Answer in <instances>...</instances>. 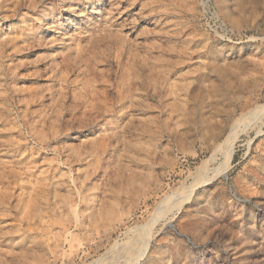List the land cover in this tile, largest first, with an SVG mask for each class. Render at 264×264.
I'll return each mask as SVG.
<instances>
[{
  "label": "rangeland",
  "instance_id": "rangeland-1",
  "mask_svg": "<svg viewBox=\"0 0 264 264\" xmlns=\"http://www.w3.org/2000/svg\"><path fill=\"white\" fill-rule=\"evenodd\" d=\"M0 221V264H264V0H0Z\"/></svg>",
  "mask_w": 264,
  "mask_h": 264
},
{
  "label": "bare ground",
  "instance_id": "bare-ground-1",
  "mask_svg": "<svg viewBox=\"0 0 264 264\" xmlns=\"http://www.w3.org/2000/svg\"><path fill=\"white\" fill-rule=\"evenodd\" d=\"M108 90H106L105 92H107ZM117 105L118 106H121V107H123L122 105H123V103L121 102V98H119L118 99V101H117ZM236 128H237V123L235 122L234 123V125L232 126V132H235V130H236ZM232 144H233V138H231L230 140H229V143L227 144V146H226V152H227V159H229L230 157H231V154H232ZM183 199V198H182ZM185 199V198H184ZM183 199V200H184ZM177 200V199H176ZM185 201V200H184ZM183 201V202H184ZM182 204H181V201L179 202V207L178 208H180V206H181ZM172 207V206H171ZM2 222L0 221V224H1ZM0 233H2L1 232V226H0ZM0 237H2V236H0ZM148 240V239H147ZM147 241L145 242V243H143V246H142V248H141V250L139 251V253L138 254H136L135 255V257H134V262L132 263V264H139L140 263V261L141 260H143V258L146 256V254H147V252H148V246H147Z\"/></svg>",
  "mask_w": 264,
  "mask_h": 264
}]
</instances>
